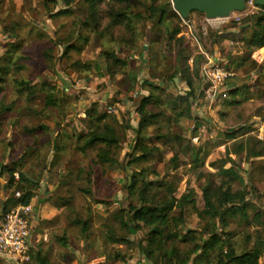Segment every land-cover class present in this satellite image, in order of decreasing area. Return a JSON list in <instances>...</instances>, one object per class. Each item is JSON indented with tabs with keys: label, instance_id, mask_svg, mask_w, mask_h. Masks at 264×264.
<instances>
[{
	"label": "trees",
	"instance_id": "1",
	"mask_svg": "<svg viewBox=\"0 0 264 264\" xmlns=\"http://www.w3.org/2000/svg\"><path fill=\"white\" fill-rule=\"evenodd\" d=\"M113 1L114 3H118V5L124 4L127 7H143V11L146 12L142 13L140 11H135L132 15L128 16V14H124V11L121 10L114 11V13H111V10L109 11L108 15L110 20L105 28L115 26L114 24H122L125 32L131 37L129 42H127V40L125 41V48L133 47L137 40V38H132L133 35L136 34L135 32H137L135 27L131 25L133 18L141 21L147 17L148 19H152L153 25L158 22L161 23L164 19L162 15L161 17L159 16V12H164L163 4L161 6L151 3L146 7L136 0H112V2ZM103 2L104 0H88L87 8L83 12L84 18L81 19V22L79 21L81 24L77 34L73 32L68 36L60 37L59 40L55 42L58 43L57 45H62L63 47L62 53L60 57H58V64H63L64 61L67 62L69 53L72 51L80 52L87 44V35H83L82 27L92 31L99 30L100 14L102 13L100 5ZM166 4L168 5L169 3L166 2ZM259 7L264 14V5ZM70 12L67 3L65 8H61L49 15L50 17H54L68 15ZM176 14L175 11H172L169 16L174 17ZM263 14L253 21L252 27H241L236 33L232 31L235 27H231L230 30L225 31V33H223V31H217L216 33L219 41L224 39H229L233 42L242 41L248 53H251L252 50L256 48L263 47ZM154 17L156 19H154ZM159 17L161 18L160 21ZM179 32V28L175 27V29L169 32L170 35L168 39L173 40V37L177 38L176 34ZM99 36H102V34H99ZM110 40L111 42L115 41L116 44H120L121 40L123 41V39H121L118 42L116 39L112 38ZM77 42L80 43L78 44ZM213 42H216V40L214 41L212 39L209 44L211 45ZM81 43H83V45H81ZM54 44L50 47L47 46L41 49V56L44 61L50 62L47 68L53 73L56 72V57L51 53L53 51V46H55ZM177 46L178 49L175 51V59L179 64L178 68H175L174 73L171 72V75L168 76V82L174 83V79L178 76L180 80L185 83L184 93L177 96L173 95V93L169 92L162 84L143 79V85L139 87V89L142 88L146 90L147 94L141 95L134 105V111L138 117L136 127L133 128L131 126L129 117L130 111L125 112L124 115L122 114V118L127 120L124 125L125 129L128 132L132 130L135 134L134 144L130 152V155L132 154V159L128 160L126 163L125 171L131 164L140 165L141 163L158 157L161 150L157 144V140L168 138L166 135L162 134L160 130L161 127L165 124L178 125L182 118L187 120L192 119L191 101L192 99L202 98V89L200 92L198 91L199 86L192 77V70L188 63L190 53H184L185 44H183L182 41H179ZM204 47L206 48L207 45L205 46L204 44ZM23 48V41L16 39L8 43L5 51L0 55V94L7 78L13 74L22 72L26 68V61L31 59L30 57H26L27 52L26 50L23 51ZM36 49H40V46ZM63 57L66 59L64 60ZM99 57H104L106 72L108 73L109 79L115 77L116 73L124 75L123 72H120V68L127 66V57H121L116 49L113 51L103 48L99 53ZM32 59H37V56L33 55ZM92 68L93 66L91 67L89 63L75 60L64 68V72L66 76L69 77L72 75L69 74V71L74 73L81 69H83V71H88ZM194 72L197 79L199 77L198 70H194ZM124 78H127V81H125ZM124 78H121L118 82L123 86L122 89L125 88V91H128V86L130 84L131 87L134 88V82L137 77L133 74L131 77L124 75ZM13 83L19 93L26 95L25 98L27 103L39 105V102H36L38 100L44 107L51 110L53 109L54 112L56 111V116L59 115V117H64L69 115L71 110L70 101L66 94H61L62 91H59L56 80L42 79L39 77V74H36L33 78L15 77L13 78ZM238 90L239 89H232L230 90V94L235 96ZM120 92L121 91L118 93ZM97 105V102L91 103L89 108L85 111L84 116L80 117L82 118L81 120H85L88 127L87 129H79L80 133L77 136L83 140L81 146L83 149L93 147L96 144L104 146L100 149L99 153H97V159L103 163H114L112 156L109 155V149L119 144V139L115 135L116 129L112 125L114 124L112 121H117V118L115 115L111 117L103 111L97 112ZM5 106L6 105H3L0 99V110L9 109V107ZM176 110L177 114L174 116L171 115V111ZM34 114L37 119V125L33 127L26 125L22 130L28 135L40 136L45 133V125L40 121L42 113L37 110ZM171 116L173 117V123H171L172 121L170 120ZM167 118L168 121L166 123ZM81 120L78 118L80 123ZM72 121H74L77 126V120L74 119ZM39 122L41 123L38 124ZM117 122L119 123V121ZM120 123H122V121ZM151 128L153 129L149 130ZM242 131H244V127L228 129L223 132V137L226 139L236 138ZM58 132L59 131H57V133ZM149 134L154 135L155 139H149ZM181 143L183 144L180 134L173 133L172 144L175 148V155L172 157L173 160H176L175 158L179 154ZM260 152L263 151H254L253 153ZM200 154V149L197 151L195 150V152L193 151L190 157L192 165L201 164V159H204V156L201 158ZM39 157H37V159H39ZM55 159L56 158H52V165L55 164ZM26 164L27 160L23 156H20L14 163L10 161L0 164V173L6 174L7 176L5 189L8 191L6 199L1 202L0 215L6 213L11 207L17 204L30 203L33 198L35 190L26 186L27 182L30 187L33 186L32 179L24 169ZM219 169L224 175H228L229 177L235 178L237 175L236 172L234 173L232 170L234 169L232 166L228 169H222L220 167ZM126 172L128 179L125 185H123V190L126 192L127 204L126 206H119V209L113 214L117 221V226L109 225L107 227L106 235L110 241L124 242L129 246L132 244L133 247L139 249L140 254L147 259L150 264H173L170 261L171 259H174L176 264L258 263L264 248V230L260 229L261 226H264V209L253 207V205L248 202L249 199L246 197L244 191H232L229 186L223 187L215 185L213 181L207 180L200 186L203 197V207L199 208L196 205L193 189L176 197L174 195V188L170 187L166 183L167 181L148 179L149 174L147 166L140 167L136 170L130 169ZM15 173H18V180L14 179ZM106 178H109V176H106ZM106 178L103 177V180ZM83 181L85 183L88 181L92 183L94 178L84 175ZM84 188L80 190L88 193V195L94 194V189H92L91 186H89V188ZM16 191L20 192L19 197L15 196ZM135 198L136 202L134 203ZM95 202L99 203L101 201L97 200ZM102 203L104 204V200ZM250 211L252 214H250ZM195 212L196 216L199 218L198 224L195 226L187 224L186 219ZM233 221H237L240 224L242 223L244 228L252 226L254 228L253 233L251 234L244 229L241 231L236 229L232 231L229 230V225ZM75 223L80 225L82 236L87 238L90 235L89 215L86 219L77 218ZM134 233H140L142 235L141 238L129 240L127 235ZM239 234L241 238L237 236ZM236 236L239 240L235 238ZM64 241V238H62L61 242L64 243ZM115 252L118 253V251ZM36 260L40 264H46L47 262L46 258L42 255H37Z\"/></svg>",
	"mask_w": 264,
	"mask_h": 264
},
{
	"label": "rangeland",
	"instance_id": "2",
	"mask_svg": "<svg viewBox=\"0 0 264 264\" xmlns=\"http://www.w3.org/2000/svg\"><path fill=\"white\" fill-rule=\"evenodd\" d=\"M138 1L146 7L150 3L154 2V0ZM163 1H167L172 5L171 0H162V2ZM246 1L247 5L243 11H232L227 17L208 19L205 17L204 13L195 10L189 13L188 19L182 18L181 22H177L176 19H174V21H168L169 25L167 27L162 25L157 30L153 27L156 24L153 25L152 21H147L146 27L148 31L146 30V32L140 30L138 23L139 19L133 18L131 25L134 26L135 30L137 31L135 32L136 37L133 35V39L138 38L143 40L146 37L147 32L155 33L157 31L161 36V45L160 47H157L156 45L152 47L150 45L149 52L144 53V56H146V62H143V64L139 61L141 60L142 54L141 47H137V52H135V55L137 57L139 56V58L135 60L128 58L127 66L120 68V72H123L124 75H127V77H131L133 74L137 77L138 80H135L134 88L141 87L143 85V79H148L149 81L152 80L159 84H162V82L168 84L170 82H168V76L171 75V72L174 73L175 68H178L179 62H176L175 51L178 49L177 44L179 41H182V43L185 44V54L187 52L193 54V61L191 64L192 67L196 69L203 61H205L201 55L195 54L199 45H207V48L210 51L211 48L209 43H211L212 39L214 41L216 40V43H220L216 33L217 31H223V33H225V31L230 30L231 27H235L232 31L236 33L241 27H252L253 21H255L257 17H261L263 11L259 6L255 5L254 0ZM80 7L70 10V14H73L72 25L76 27L78 26V29L80 27V22L84 12V7ZM100 10L102 13L100 14V25L98 31H89L88 28L82 27L83 35H87V43L90 42L91 44V48L86 51L85 56L87 59H92V57H94V60L86 61V63H89L91 67L93 66V68L88 70L89 72L85 70L83 71V69L77 72L73 71L74 73L69 71V74L74 75V81L66 78L67 76L64 72L65 66L58 64L57 62L58 57H60L62 53L63 47H57L58 43L55 42H57L63 35H47L45 39L46 41L44 42V46L49 47L55 43L54 45L56 47H54V50L51 52L54 57H56L55 73L47 68L50 62L44 61L42 58V47H40V49H36L37 47H34V45H29L26 48V57L31 58H27L28 61H26V68L22 72L13 74L7 78L0 94L2 104L6 105L5 107H9V109L0 110V164L4 159L7 158L8 162L12 161L14 163L20 156L25 157L27 164L24 169L27 171L29 177L32 176L30 177L32 181L34 180L32 183L33 186L30 187L29 183L27 182V187L35 190L39 186L38 182L40 179H45V181L50 180L57 185V190L60 192L59 195H56V200L64 204L73 205L80 211L85 208L89 210V208H91L93 203H95L97 200H104L103 205L107 207L113 206L114 201L118 202V205L126 206V192L123 190V185H125L128 179L126 171H129L130 169L136 170L140 167L146 166L148 167V179H160L167 181L166 183L170 187L174 188V195L176 197H179V195L182 193L193 189L196 205L199 208L203 207V197L200 186L203 185L207 180H211L215 185H220L223 187L229 186L232 191H244L246 193V197L249 199L248 202L253 205V207L264 209V178L254 174L249 176V179L248 176L245 175L248 168L246 166L244 168L241 163H238L236 156L233 158L228 155L230 152L226 150L227 148L220 151L214 148L213 145V139H217L218 135L220 136V132L217 129H223L224 126L232 125L234 119L226 121V119L224 120L221 118V114H217L216 117H218V122L214 121L210 117V123L206 119H202L201 122L198 117H192L190 120L183 118L180 119L178 125L165 124L160 130L162 134L166 135L168 138L157 140V144L161 150V153L159 152L160 155L149 161L141 163L140 165L131 164L128 166V170L126 169L125 171L126 163L128 160L132 159V154L130 155V152L132 151V145L134 144L135 134L132 133V131L128 132L125 129L124 125L127 120L122 118V116V123H118V119L117 121H112L114 123L112 125L116 129L115 135L119 139V144L112 146L109 149V155L112 156L114 163H103L97 159V153H99L100 149L104 146L101 144H96L93 147H88L86 149L81 148L83 140L77 135L80 133L79 129H87L88 127V124L85 123V120H81L82 118L80 117L82 116L76 117V114L74 115L76 117L75 119L77 120L76 126V123L70 120V117H59V115L56 116V111L54 112L53 109L51 110L44 107V105L38 100L36 102H39V105L32 103L29 104L26 102V95L17 91L13 83V78H33L36 74H39V77L42 79H56L60 89L59 91H62L61 94H71L77 101L80 100L81 97L83 99H91L88 104H82L77 108H71L72 110L74 109L77 114L81 111L85 112L89 108L90 104L95 99L100 97L104 103L96 101L98 103L96 111H103L111 117L114 115L116 116L115 112L111 108L113 106L112 102H107V98H105L102 94L103 87L101 85L103 83H98V81L99 78L105 77L112 83L119 76V73H116L115 77H111L109 79L108 73L106 72V63L104 61V57H99V53L103 48H105L106 50L113 51L116 49L118 54H120L122 52L120 51V48H122L121 50H124L123 47H126L125 41L127 40V42H129L131 37L125 32L122 24H114L115 26L105 28L110 20L108 13L110 10L111 13L121 10L124 11V14L126 13L128 16H130L135 11H140L142 13L146 12L143 11V7H127L124 4L118 5V3H114L112 0H104V2L100 5ZM74 18L78 20L80 18V22L78 21V23H76ZM66 23L69 24L70 21L68 22L66 20ZM175 27H178L179 30L184 33L176 36L177 38L173 37V40H169V32H171L172 29H175ZM99 34H102V36H99ZM111 38L116 39L118 42L121 39H123V41L121 40L120 44H116L115 41L111 42ZM146 39L147 38H145L143 41H147ZM77 43L79 44L80 42ZM81 45H83V43H81ZM97 48H100V52H98L99 49ZM81 51H72L69 53L67 56L68 61H64L65 64L69 65L75 60H80V57L82 58ZM33 55L37 56V59H32ZM63 59L65 60L66 58L63 57ZM135 61H137V64ZM226 67L229 68L230 63H228ZM94 77L97 78L96 81L93 79ZM193 78L197 83L201 82L199 77L196 79L194 75ZM126 79L125 81H127ZM86 80L94 81L91 87L90 85L87 86L89 87L88 89L82 87V84L86 85L84 83ZM77 83H79V85ZM113 84H115V82ZM169 84H171V82ZM168 87H170L169 92L173 93V95L177 96L184 93L180 84L172 83ZM128 88L131 90L133 87H131L130 84ZM113 89L114 87H112V90ZM140 90H142V92H139L140 95L147 94L146 90L142 88ZM198 91L200 92L201 89ZM128 93H130V91ZM202 93L203 92L201 91V94ZM128 97L133 101L132 95ZM128 97L127 99L129 100ZM137 98L139 99L140 97L138 96ZM37 110L42 113L40 121L45 125V133L37 136L39 139L36 138L35 141L36 144L40 146L39 149L34 147L36 144H33L34 141L31 138L22 134V129L26 125L29 127L37 125V119L35 118L34 114ZM175 114H177V110L171 111V115L174 116ZM78 118L81 120V123L78 121ZM170 120L172 121L171 123H173L172 116ZM193 120H195V122ZM167 121L168 118L166 119V123ZM191 122L194 124L192 126L193 129L190 128ZM243 122V125L240 124L235 127L242 126L244 129H250L253 125V123H251L249 120H245ZM186 126L187 129L185 128ZM152 129L153 128L149 130ZM57 131L59 132L57 133ZM210 132L217 134V136L211 139L208 138L209 136L207 133ZM173 133L180 134L183 142V144L181 143L180 145L179 154L175 158L176 160H173L172 158L175 155V148L172 144ZM148 138L154 140L155 136L149 134ZM194 138H197V141H193ZM238 141L256 143V138L250 136V138L245 140L243 137ZM198 149H200L201 152H208L206 159H204L201 164L199 163V165H192V163L189 164L188 162H191L190 157L193 151L195 152V150L197 151ZM39 156L42 158H56L55 164H49L48 166L46 165L44 167L43 164L38 165L34 162V160ZM231 166L234 168L232 169L234 173L236 172L237 174L235 177L236 179L229 177L228 175H224L219 171V167L222 169H228ZM84 175L91 176L94 178V181L92 183H90V181L85 183L83 181ZM106 176H109V178H106ZM112 176L115 177V180L113 181L111 180ZM103 177L106 178V181L103 180ZM89 186L94 189V194L92 195H88V193L80 190L84 187L89 188ZM2 194L4 195L5 193ZM6 194H8V192ZM135 202L136 198L134 199V203ZM250 214H252L251 211ZM81 215H83V212ZM95 218L98 219L96 215ZM198 220L199 218L196 216L195 212L194 214L188 216L186 223L196 225L198 224ZM234 229L240 231L244 229L251 234L254 231L252 226L244 228V225L242 223H238L237 221H233L229 225V230L232 231ZM237 236L241 238L240 234ZM237 236L235 238L239 240ZM0 264L6 263L0 259Z\"/></svg>",
	"mask_w": 264,
	"mask_h": 264
},
{
	"label": "crops",
	"instance_id": "3",
	"mask_svg": "<svg viewBox=\"0 0 264 264\" xmlns=\"http://www.w3.org/2000/svg\"><path fill=\"white\" fill-rule=\"evenodd\" d=\"M67 1L0 0V55L5 51L7 44L16 39H21L23 41V51H25L29 45H34V47L40 46L42 47L41 49L47 47L44 46L47 35L51 36L54 34L63 35L62 37H65L73 32H76L77 34L78 27L72 25L73 14H70L71 12L68 15L54 17H50L49 15L61 8H65L67 3L70 10L80 6L84 7V10L87 8L88 0ZM166 2H162V0H154V2H152L155 5L162 6L163 4L164 6V12H159V16L161 17L162 15L164 19L161 23L158 22L155 26H153L156 30L162 25L167 27L169 25L168 21H174V19H176L177 22H181L182 20L178 14L174 17L169 16L171 12L175 10L171 4L167 5ZM160 17L159 21L161 20ZM83 18L84 16L82 19ZM154 19L156 18L154 17ZM66 20L68 22L70 21V23L67 24ZM75 21L78 23L80 18L79 20L75 19ZM147 21H152V19H148L146 17L144 20L138 22L140 30H143L144 32H146V30L148 31L146 27ZM183 33L184 32L180 30L176 36ZM145 38H147V41L144 42L143 40ZM145 38L143 40L137 38L133 47H123L124 50H121L122 48H120V51H122L120 56L127 57V59L130 58L131 60L138 59L139 56L137 57L135 52H137V47H141L142 54L141 60L139 61L142 64L143 62L145 63L146 56H144V53L149 52L150 45L152 47L155 45L160 47L161 36L157 31L155 33L147 32ZM90 45V42L87 43L81 51L82 54L80 53L82 56V58L80 57V60H82V62L94 60V57H92V59H87L85 56L86 51L91 48ZM54 47L55 46H53V50ZM57 47L62 48V45H57ZM197 48L198 50L195 54L201 55L204 60L209 58L213 61H221L226 65L230 63L229 69H231L233 75L224 85L225 96L221 97L216 103L211 105L210 108L201 101V97L198 99H192L191 111L193 117H198L201 122L202 119H206L209 123L211 122V119L218 122V117H216L217 114H221V118L224 120L226 119V121L234 119L232 125L224 126L223 129H217L220 132V136L218 135L217 139L214 138L217 134H213V132L207 133L209 136L208 138H214V148L220 151L227 148L230 152L228 155L233 158L236 156L238 163H241L244 168L245 166L248 168L245 175H247L249 179V176L254 174L264 178V46L256 48L252 50L251 53H248V50L243 45L242 41L233 42L229 39H224L220 41V43L213 42L210 45V51L207 47L205 48L204 45H199ZM97 49H99L98 52H100V48ZM192 61L193 54H190L188 63L191 65L190 67L193 77L195 75L194 70H198L201 82H198L197 84L200 90L203 87L200 66L204 61L196 69L192 67ZM135 63L137 64V61H135ZM62 65H64L65 68L68 66L65 62H63ZM66 78L72 81L75 79L73 74L69 77L67 76ZM121 78H124V75L119 74L114 81L115 84H113L114 82L111 83L110 80L108 81L105 77H101L99 78L98 83H103L101 85L103 87L102 94L105 98H107V102H112L113 106L111 108L115 112L116 118L119 122L122 121V114L124 115L125 112L130 111V123L131 126L135 128L138 117L134 111V105L138 101L137 97H141L139 92H142V90L139 88H132L131 90L125 91V88L122 89L123 86L118 83ZM176 78L177 79H174V83L180 84L184 91L185 83L181 81L178 76ZM93 79L96 81L97 78L94 77ZM93 82V80H86V82H84L86 85L82 84V87L88 89L89 87L87 86L90 85L91 87ZM77 84L79 85V83ZM168 84L162 82V85L169 91L170 87L168 86L172 83ZM112 87H114V91L112 90ZM232 89H239L235 96L230 94V90ZM118 90L121 92L118 93ZM129 91L130 93H128ZM66 95L70 101V109L72 107L77 108L82 104H88L91 100L85 98L83 99L81 97L80 100L77 101L71 94L67 93ZM131 95L133 101L128 97ZM96 101L104 103L100 97L95 99L92 103ZM75 114L76 117H83L85 112L81 111L77 114L74 109H71L68 115L70 120H74L76 118L74 116ZM245 120H249L253 123L250 129H244V131L237 135L236 138L226 139L223 137L224 131L242 127L235 126L240 124L243 125V121ZM193 121L195 122V120ZM192 122L190 124L191 129H193L192 126L194 125ZM185 128L187 129V126ZM132 133L134 132L132 131ZM22 134L31 138L34 141L33 144H36L35 141L36 138H38L36 135H28L24 132H22ZM250 136L256 138V143L238 141L243 137L246 140L247 138H250ZM34 147L39 149L40 146L36 144ZM254 151L263 152L253 153ZM207 153V151L201 152L200 157L202 158L204 156V159H206ZM204 159H201L202 162ZM51 160L52 158L50 157H39V159H35L34 162L38 165L43 164L44 167L51 164ZM3 162L7 163L8 158L4 159ZM188 163L190 164L191 162ZM6 177V174L0 173V213L1 202L6 199V193L8 192L5 189ZM112 178V181L115 180V177L112 176ZM104 181H106V179ZM38 185L39 186L35 189L34 196L30 201L33 205L34 213V217L30 225L31 232L29 239L32 249L31 259L26 264H40L36 260L37 255L44 256L47 260L46 264H150V262L140 254L139 249L133 247L132 244L129 246L124 242H114L107 238V227L109 225L117 226V221L113 214H115L119 209V206H121L118 205V202L114 201V205L108 207L104 206L102 201L99 203L95 202L89 210L85 208L80 211L73 205L64 204L56 200V195H59L60 192L57 190V185L50 180L45 181V179H40ZM2 193L5 194L3 195ZM82 212L83 215H81ZM88 215L90 219V235L87 238H84L80 231V225L76 224L75 220L77 218L86 219ZM95 215L98 219L95 218ZM190 225L195 226L193 224ZM260 229H264V226H261ZM141 236L142 235L140 233H134L128 234L127 238L129 240H136L137 238H141ZM62 238L65 240L64 243L61 242ZM115 251H118V253ZM170 261L173 264H176L174 259H171ZM257 264H264V248Z\"/></svg>",
	"mask_w": 264,
	"mask_h": 264
},
{
	"label": "built area",
	"instance_id": "4",
	"mask_svg": "<svg viewBox=\"0 0 264 264\" xmlns=\"http://www.w3.org/2000/svg\"><path fill=\"white\" fill-rule=\"evenodd\" d=\"M200 73L203 80L201 101L210 108L225 96L224 85L233 74L225 63L209 58L201 64ZM14 179L18 180V173L14 174ZM15 196L19 197L20 192L16 191ZM33 217L31 202L17 204L0 215V258L6 264H26L30 261L32 248L29 239Z\"/></svg>",
	"mask_w": 264,
	"mask_h": 264
},
{
	"label": "water",
	"instance_id": "5",
	"mask_svg": "<svg viewBox=\"0 0 264 264\" xmlns=\"http://www.w3.org/2000/svg\"><path fill=\"white\" fill-rule=\"evenodd\" d=\"M246 0H171L177 14L188 19L191 11H199L208 19L227 17L232 11H243ZM255 5H264V0H254Z\"/></svg>",
	"mask_w": 264,
	"mask_h": 264
}]
</instances>
